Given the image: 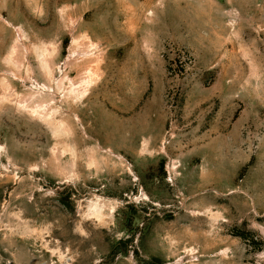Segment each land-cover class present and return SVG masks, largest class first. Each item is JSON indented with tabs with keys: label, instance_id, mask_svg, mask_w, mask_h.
I'll return each mask as SVG.
<instances>
[{
	"label": "rangeland",
	"instance_id": "obj_1",
	"mask_svg": "<svg viewBox=\"0 0 264 264\" xmlns=\"http://www.w3.org/2000/svg\"><path fill=\"white\" fill-rule=\"evenodd\" d=\"M0 264H264V0H0Z\"/></svg>",
	"mask_w": 264,
	"mask_h": 264
}]
</instances>
